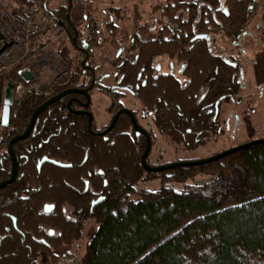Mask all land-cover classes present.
I'll return each instance as SVG.
<instances>
[{
    "label": "trees",
    "instance_id": "1",
    "mask_svg": "<svg viewBox=\"0 0 264 264\" xmlns=\"http://www.w3.org/2000/svg\"><path fill=\"white\" fill-rule=\"evenodd\" d=\"M14 1L21 9L9 12L0 0V19L11 28H22L35 4H42L63 24L70 49L60 53L69 76L63 85L45 90L26 85L20 100L9 105L6 120L0 119V182L11 173L8 143L23 133L33 111L64 89L88 87L90 73L81 66L86 54L80 49L87 53L86 65H93L95 53L105 44L114 46L116 53L128 48L137 55L126 71L131 76L128 84L153 113L160 134L184 141L196 137L185 144L188 147L201 143L199 137L217 125L201 102L214 111L218 99L239 92L238 67L196 37L222 32L236 39L247 26L255 0H167L154 34L144 38L142 27L141 36L129 40L127 35L116 39L118 28L112 20L98 21L91 0H58L62 5L52 11L48 4L53 0ZM163 57L179 60L180 78L160 74L138 90L139 71ZM117 60L120 63L122 57ZM13 71L1 79L9 83ZM66 101L67 97L49 106L27 140L13 145L18 174L0 191V264H40L43 254L76 243L87 219L97 230L80 264H264V144L201 166L147 173L140 160L145 140L136 137L127 116L118 118L109 135L94 136L86 118L71 113ZM107 111L113 114V105ZM44 152L67 165L38 169L47 156ZM146 177L161 178L160 187L136 191V184ZM46 204L54 205L50 214L42 212Z\"/></svg>",
    "mask_w": 264,
    "mask_h": 264
},
{
    "label": "rangeland",
    "instance_id": "2",
    "mask_svg": "<svg viewBox=\"0 0 264 264\" xmlns=\"http://www.w3.org/2000/svg\"><path fill=\"white\" fill-rule=\"evenodd\" d=\"M53 1L48 4L51 11L62 5L58 0ZM91 1L97 9L98 21L112 20L113 25L118 28L116 39L127 35V40H129L134 36H141L139 31L142 27H146V31L142 35L144 38L154 34L160 15V6L167 0ZM179 1L190 3L197 0ZM4 3L9 6V12L21 9L14 0H4ZM249 11L250 18L245 27L247 32L242 36L233 39L219 32L210 34L206 39L213 54L225 57V60L234 65L233 67L239 69L237 80L240 86L239 92L235 97L229 96L221 99L220 110H218L219 127L213 125L211 128L213 131L199 137L201 143L190 147L185 144L193 142L195 136L185 138L184 141L182 138L167 137L154 130L147 163L150 167L203 160L240 145L264 139V0H255V5ZM101 28H105V25H102ZM103 32L107 37V33ZM64 48L70 49V38L63 29L36 39L33 52L26 62L38 75L37 81L31 85L39 89L41 87L48 89V87L63 85L67 81L68 68L60 53ZM70 54L72 57L75 56V52L72 50ZM115 54L116 49L111 44L103 45L95 53L92 62L97 66V75L113 71L111 65ZM173 62L174 64L170 68L168 60H165L160 70L164 74L173 73L180 78L179 65L177 61ZM7 74L5 73L3 76H7ZM7 80L6 78L0 79L1 103L8 92ZM108 82L104 80L102 84L105 86ZM109 102L108 97L99 95L97 91L92 92L91 112L94 116L96 129L108 121L105 109ZM125 104L133 110L140 107L137 100L129 95L125 98ZM201 105H204V101L201 102ZM160 185L161 178L146 177L145 180L136 184L135 190H156ZM136 198L135 195L131 196L133 201ZM96 230V223L92 219H87L84 222L82 236L76 243L52 251L48 256L43 254L39 259L40 264H80L86 246Z\"/></svg>",
    "mask_w": 264,
    "mask_h": 264
},
{
    "label": "flooded vegetation",
    "instance_id": "3",
    "mask_svg": "<svg viewBox=\"0 0 264 264\" xmlns=\"http://www.w3.org/2000/svg\"><path fill=\"white\" fill-rule=\"evenodd\" d=\"M125 45L128 46V44H125ZM128 51H129V49L127 48V51L125 53L122 52V50H120L119 52H117L115 54V59L112 60V65H111L113 67V71L109 72L107 74L97 75V66L96 65H94V64L93 65H86L87 66L86 67V71H88L90 73V82H89L88 87L79 88V89H84V90L90 89L88 91L89 101L87 102V100H86L84 95H80V94L69 95V96H66L67 97L66 107L71 113H73L75 115H80V116H83V117L86 118L87 130H88L89 133H91L94 136H106V135H109L114 126L112 127V129L108 133H106L104 135L102 133L106 129H108V127L112 123L114 117L120 111L124 110V111H127V112L131 113V115L134 118L136 124L148 136V138L150 140V150H151L152 134H153V131L156 130L155 127H154V124H153L154 116H153L152 112H148L145 109V107L141 104L140 100L137 98L136 91H134L133 88L130 87V84H128V82H127V79H129V77H131V76H128L126 71L128 69H130L131 66H134L135 62L137 60V55H134V54H132L131 52H128ZM81 52H83V51L81 50ZM120 57H122V61L120 63H118L117 59H119ZM223 59H226V58L224 57ZM165 60H168V66L170 68L174 64L173 61H177V64L179 65V68L182 67L181 63L176 58L175 59H169V58L163 57V58L155 59L153 62H150V63L147 64V66H149V68L147 70H146V68H144L141 71H139V73L137 75V78H136L137 79V89L138 90H142L145 87H147L149 78L155 79L160 74H164V73L161 72L160 69H161V65L163 64V62H165ZM86 63H89L88 60H87ZM257 66H258V64H257ZM121 70H124V72L121 73ZM179 73L181 75V70H179ZM166 74L174 75L173 73H166ZM175 77H177V76H175ZM104 80L109 81L105 86H104V84H102L104 82ZM182 84H183V81H182ZM65 90H67V89L62 90L61 92L65 91ZM93 91H97V93L99 95L106 96L110 100L108 106L105 109V112L108 115V119H107L108 121L105 124H103L100 128H98V129H96L95 126H94V116L92 115V112H91V96H92V92ZM58 94H56V95H58ZM56 95H54V96H56ZM128 95L131 96V97H134L137 100V102L140 105V107H138L135 110H133L130 107H128L125 104V98ZM64 98H62V99H64ZM221 99H218V101H216V103L213 104L214 111L209 110L208 109L209 108L208 105H206V104L202 105V108L206 110L207 114H212L213 115V121L217 123L218 127H219V124H218L219 123L218 110H220V105H221V102H222ZM111 105H113V109L115 110V112L113 114H109L108 111H107L108 108ZM2 109H3V105L1 104L0 105V119L1 120H2V116H1ZM76 112H79V113L77 114ZM87 114H90V116H91L90 125H89V118H88ZM121 115L128 117V119H129V121L131 123L132 130L134 132L133 124L131 122V119H130L128 113H124V112L121 113L117 117L116 121L118 120V118ZM1 120H0V123H1ZM104 126H106V127H104ZM33 128H34V126H33ZM134 134H135V132H134ZM139 136H141L145 140V146H146V139H145L143 133H140L139 135H136V137H139ZM27 138L25 140H23V141H26ZM48 141L49 140H47L46 142L48 143ZM53 141L54 140H52V142ZM19 142H21V141H19ZM17 143H15V144H17ZM12 148H13V146H12ZM7 152H8V146H7ZM49 153L50 152H44L43 153V154H45L47 156L45 158H43L38 163V165H37L38 169L41 168L42 166H45L46 164H50V165H52L54 167H59V168H64V166L67 165V164H61V163H58V162H56L54 160H51L50 157H49V155H50ZM149 154H150V151H149ZM8 155H9V153H8ZM13 155H14V153H13ZM14 157H15V155H14ZM9 158H10V155H9ZM15 160H16V158H15ZM10 162H11V159H10ZM147 163H148V159H147L146 164ZM16 166H17V161H16ZM11 174H12V165H11L10 176L5 181L10 179ZM17 174H18V166H17V171H16L15 178H14V180L11 183H13L15 181V179L17 177ZM5 181H2V182H5ZM11 183H8L7 185H9ZM7 185L5 187H7ZM88 187L89 186L86 183L85 184V191L87 190ZM4 188H2V189H4ZM53 210H54V205L53 204H46V205L43 206L42 212L44 214H50ZM64 213H66V212H64ZM70 218L74 219V220L78 219L75 215H71ZM14 223H15V220H14ZM53 251H56V250H53Z\"/></svg>",
    "mask_w": 264,
    "mask_h": 264
},
{
    "label": "built area",
    "instance_id": "4",
    "mask_svg": "<svg viewBox=\"0 0 264 264\" xmlns=\"http://www.w3.org/2000/svg\"><path fill=\"white\" fill-rule=\"evenodd\" d=\"M61 29L60 23L42 4H35L27 11L24 25L20 29L11 28L0 19V79L5 73L14 70L8 83L13 86L12 104L20 100L24 86L31 85L38 79L37 73L26 63L33 52L36 39L48 33H57ZM45 89L46 87H41V90ZM5 101L8 102V99Z\"/></svg>",
    "mask_w": 264,
    "mask_h": 264
},
{
    "label": "water",
    "instance_id": "5",
    "mask_svg": "<svg viewBox=\"0 0 264 264\" xmlns=\"http://www.w3.org/2000/svg\"><path fill=\"white\" fill-rule=\"evenodd\" d=\"M70 1L71 0H68V3L70 4ZM67 21L69 19V16L67 15L66 17ZM60 23V22H59ZM60 25L62 26L63 24L60 23ZM74 32V37L72 38V44L75 46V43H76V39H77V32L76 30L74 29L73 30ZM198 39H207L208 37L207 36H198L196 37ZM82 50L83 52H85L86 56L85 58L83 59L82 63H81V66L82 68H86V60H87V53L85 51V49H80ZM8 92L6 94V99H8V102L5 101L6 99H4V106H3V109H2V120H6L7 118V113H8V107L9 105L12 104V100H13V86H8ZM90 89H77V88H72V89H67L61 93H59L58 95L56 96H53L51 97L50 99H48L47 101H45L43 104H41L40 106H38L32 113L31 115V118H30V121L27 125V127L25 128V130L23 131V133L21 135H17L15 136L14 138H12L9 143H8V153L10 155V159H11V165H12V174H11V177L9 180L5 181V182H1L0 183V190L2 188H4L8 183H11L14 178H15V175H16V171H17V166H16V160H15V157L13 155V151H12V146L19 142V141H23L25 140L31 133L32 129H33V126H34V123L36 121V119L38 118V116L44 112L49 106L53 105L54 103L58 102L59 100H61L62 98L66 97V96H69V95H74V94H80V95H84L87 102L89 101V97H88V91ZM69 104V103H68ZM128 113L130 119H131V122L133 124V129H134V132L136 135H139L140 133H143L145 139H146V146H145V150L143 152V154L141 155V165L144 169V171H146L147 173H153V174H157V173H163L165 171H168V170H171V169H175V168H181V167H195V166H201V165H204V164H208V163H211V162H214V161H217L221 158H224L226 156H229L231 154H234L236 152H239L241 150H244L246 148H249L253 145H256V144H259V143H262L264 144V139L263 140H257V141H252V142H249V143H246V144H243V145H240L238 147H235V148H232V149H229V150H226V151H223L221 153H218L216 155H213V156H210L206 159H203V160H198V161H191V162H181V163H175V164H169V165H164V166H161V167H150L146 164V158L149 154V151H150V140L148 138V136L145 134V132L143 130H141L139 128V126L136 124L134 118L132 117L131 113L127 112V111H120L119 113L116 114V116L114 117L112 123L110 124V126L108 127V129H106L102 134H106L108 133L112 127L114 126L115 122H116V119L117 117L121 114V113ZM77 114L79 112H76ZM88 118H89V125H90V114H87ZM102 201V199H98L96 202L93 203V206L95 205H98L100 204Z\"/></svg>",
    "mask_w": 264,
    "mask_h": 264
},
{
    "label": "crops",
    "instance_id": "6",
    "mask_svg": "<svg viewBox=\"0 0 264 264\" xmlns=\"http://www.w3.org/2000/svg\"><path fill=\"white\" fill-rule=\"evenodd\" d=\"M52 2H54V1H52ZM185 3H186V2H185ZM160 7H161V6H160ZM246 32H247V31L244 30V32H243L240 36H242V35H243L244 33H246Z\"/></svg>",
    "mask_w": 264,
    "mask_h": 264
}]
</instances>
